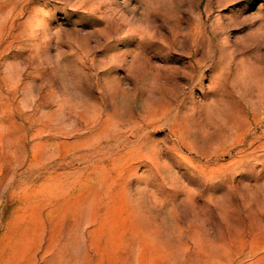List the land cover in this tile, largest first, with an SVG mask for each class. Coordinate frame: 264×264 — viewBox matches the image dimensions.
<instances>
[{
    "label": "rangeland",
    "instance_id": "1",
    "mask_svg": "<svg viewBox=\"0 0 264 264\" xmlns=\"http://www.w3.org/2000/svg\"><path fill=\"white\" fill-rule=\"evenodd\" d=\"M0 264H264V0H0Z\"/></svg>",
    "mask_w": 264,
    "mask_h": 264
}]
</instances>
